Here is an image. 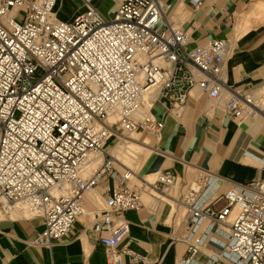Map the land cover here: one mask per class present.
<instances>
[{
  "label": "built area",
  "instance_id": "obj_1",
  "mask_svg": "<svg viewBox=\"0 0 264 264\" xmlns=\"http://www.w3.org/2000/svg\"><path fill=\"white\" fill-rule=\"evenodd\" d=\"M57 3L0 0V213L28 210L41 218L44 229L31 244L52 247L72 235L86 213L84 197L109 181L91 226L106 264H150L123 244L130 232L124 213L144 206V192L157 209L177 181L159 172L154 181L131 183L134 171L112 148L127 134L159 137L164 121L155 117L154 104L180 118L195 87L213 101L229 92L225 111L240 121L264 114V93L228 88L230 41L188 47L189 34L165 16L161 0H122L112 17L88 3L69 21L56 16ZM96 157L100 164L88 169ZM217 181L198 176L174 198L186 207L191 233L209 220L203 235L187 237L186 255L175 264H199L195 257L215 227L228 228L229 241L208 264L220 257L264 264V179L209 201Z\"/></svg>",
  "mask_w": 264,
  "mask_h": 264
},
{
  "label": "crops",
  "instance_id": "obj_2",
  "mask_svg": "<svg viewBox=\"0 0 264 264\" xmlns=\"http://www.w3.org/2000/svg\"><path fill=\"white\" fill-rule=\"evenodd\" d=\"M121 1L58 0L56 16L72 20L90 3L106 17H112ZM161 1L165 16L189 34L188 47L213 39L230 41L232 50L223 74L228 88H241L256 96L264 92V14L257 13V6L264 0H200L199 6L194 0ZM229 94L226 91L221 100L213 101L195 87L180 118L167 114L160 102L154 104V115L164 121V128L159 137L148 134L151 152L134 179L142 184L147 176L169 172L177 182L168 196L162 197L157 209H151L152 197L144 192V206L124 213L130 232L123 240V244L129 242L131 249L146 255L150 264H175L186 255L187 237L193 240L209 226V220L204 219L191 233L192 227L185 221L186 207L176 205L174 199L185 183L201 175L217 176L218 181L208 193L211 201L229 188L264 179V114L242 121L230 117L225 111ZM136 181L133 183L141 185ZM109 183L103 181L96 191L84 197L86 213L75 222L72 235L52 247L31 244L44 229L41 218L22 212L11 216L0 213V264H106L104 247L91 226L92 212L96 206H103L104 187ZM145 195L150 198L147 202ZM181 208L185 212L178 217ZM228 231L215 227L195 262L208 264L213 254L223 253L229 241ZM219 264L235 262L220 257Z\"/></svg>",
  "mask_w": 264,
  "mask_h": 264
},
{
  "label": "rangeland",
  "instance_id": "obj_3",
  "mask_svg": "<svg viewBox=\"0 0 264 264\" xmlns=\"http://www.w3.org/2000/svg\"><path fill=\"white\" fill-rule=\"evenodd\" d=\"M261 93H264V92H261ZM262 102H264V100H262ZM130 137L132 138H137V140L139 141H143V140H148L149 141V145L151 143V140H150V136L147 134V133H134V134H127L125 136H123L121 139V141L118 143L120 146H122V149H124V151L128 150L127 153L124 154L125 158H121V157H118L117 159L119 161H121L124 165H126L128 168L132 169L134 172H137L139 170V166L141 165V163L143 162V159L144 157L146 156V154L148 153L147 151L141 149L142 152H139V153H133V152H130L131 150H129L128 148V143H126V140L130 139ZM119 139V140H120ZM118 140V139H117ZM148 145V146H149ZM113 149V148H112ZM99 164V162H98ZM97 164V165H98ZM97 165L95 167H97ZM120 169V165L118 164L117 165ZM90 169V168H88ZM123 170V169H121ZM155 177H156V174L153 175V176H147L146 178L149 180V181H154L155 180ZM136 180L134 178H132V181L131 183L135 182ZM137 183L141 184L140 182L136 181ZM172 194H175V192H172ZM144 199L145 201L147 202L150 198L148 196H144ZM172 209V208H171ZM181 210H183L185 212V210L183 208H181ZM179 210V211H181ZM20 211H15L12 213V214H16L18 215ZM23 214H26V215H30V214H27L25 212L22 211ZM181 217V216H180ZM169 219V218H168Z\"/></svg>",
  "mask_w": 264,
  "mask_h": 264
},
{
  "label": "bare ground",
  "instance_id": "obj_4",
  "mask_svg": "<svg viewBox=\"0 0 264 264\" xmlns=\"http://www.w3.org/2000/svg\"><path fill=\"white\" fill-rule=\"evenodd\" d=\"M257 13L258 14H264V4H261V5L257 6ZM126 143H128V145H129L128 148H129V150H131L130 152H133L134 154L135 153L142 152L143 150L147 151L148 153L151 152V148H149V146H148L149 145V141L148 140L139 141V140H137V138L130 137V139L126 140ZM141 149H143V150L141 151ZM111 151L115 154L116 158H118V157L125 158L124 154L127 153L128 150L124 151V149H122V146H120L119 144H117V145H115L113 147V149ZM100 161H101L100 157L93 158L88 163L89 168L95 167L98 164V162L100 164ZM118 164L119 163H117V165ZM131 171H133V170L131 169ZM130 174H131V177L134 178L135 172H132ZM17 210L18 209H16L15 211H17ZM24 211L29 212L28 210H23V212ZM183 214H184V211L181 210V211L178 212V215L177 216L180 217Z\"/></svg>",
  "mask_w": 264,
  "mask_h": 264
}]
</instances>
